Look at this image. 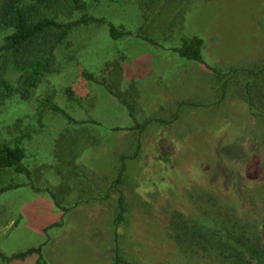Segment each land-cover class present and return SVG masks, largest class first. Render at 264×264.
I'll use <instances>...</instances> for the list:
<instances>
[{
    "label": "rangeland",
    "instance_id": "obj_1",
    "mask_svg": "<svg viewBox=\"0 0 264 264\" xmlns=\"http://www.w3.org/2000/svg\"><path fill=\"white\" fill-rule=\"evenodd\" d=\"M85 2V11L73 19L86 15L99 24L89 22L70 31L56 50L59 70L42 79L30 100L14 96L0 107V144L24 146L32 185L51 189L67 212L57 214L49 194L34 193L28 185L0 194V252L10 256L38 247L50 237L53 240L42 251L46 264H114L116 246L122 264H221L218 253L184 249L187 243L180 246L172 239L169 216L173 211L189 215L191 206L208 197L235 207L242 219L260 216L264 210V117L255 115L264 116V74L251 82L255 106L250 108L242 72L223 78L229 79V84L222 93L223 80L197 62L167 56L171 52L166 48L179 45L180 37L197 36L205 42L202 55L211 66L225 74L230 67L253 69L264 61V0ZM110 26L132 35L113 39ZM138 34L158 45L137 38ZM2 37L0 34V45ZM114 61L121 65L124 87L131 78L146 74L142 71L158 73L143 81L147 92L140 106L151 117L169 121L168 115L155 108L164 97V104L179 107V120L166 129L156 123L149 125L140 138V156L126 161L120 188L128 211L117 245L113 227L117 194L111 191L101 204L92 200L102 196L115 178V157L134 150L132 132L110 129L128 128L132 121L103 86L81 76L85 70L112 81L115 70L110 74V68L104 69L106 62ZM17 76L12 73L9 78ZM66 90L73 92L80 104L69 100ZM44 97H51L73 119L84 123L70 124L39 108L37 99ZM88 118L96 123H89ZM55 133L61 136H53ZM159 137L173 144L172 159L180 164L183 174L171 178L173 187L167 186L164 194L151 195L154 205L150 206L140 200L135 188L147 174L144 147L155 145ZM20 182L27 184L28 180L0 169V187ZM10 221L16 225L7 228ZM58 222L63 225L50 227ZM36 259L37 255L31 254L9 263L0 259V264H35Z\"/></svg>",
    "mask_w": 264,
    "mask_h": 264
},
{
    "label": "trees",
    "instance_id": "obj_2",
    "mask_svg": "<svg viewBox=\"0 0 264 264\" xmlns=\"http://www.w3.org/2000/svg\"><path fill=\"white\" fill-rule=\"evenodd\" d=\"M145 3L142 2L143 5ZM85 9V0H0V34L3 35V42L0 45V107L14 96L18 97L20 101L30 100L42 79L59 70L56 50L64 44L70 31L89 22L99 24V20L86 15L73 19L76 13L84 12ZM109 32L113 39L132 35L124 28L117 29L113 26L109 27ZM136 37L158 45L154 39L145 35L138 34ZM204 45L205 42L200 37H180L179 45H171L166 50L177 54L186 61L197 62L205 66L217 80H223L228 74L234 78L242 72L247 79L245 83L246 102L250 108H253L255 103L251 82L257 79L259 75L264 74V61L258 66L255 65L253 69L230 67L229 72L225 74L205 60L204 55H202ZM107 68H110V74L113 72L111 75L115 76L112 81L108 77H99L85 70L81 71V76L88 82L103 86L106 92L126 109L133 123L128 128L114 127L110 129L111 131L126 130L132 132L135 140L134 147L132 139L130 141L134 149L131 153L114 155L118 164L115 167L116 176L103 194L105 199H108L111 191L117 194L116 213L113 218L114 239L117 245L118 234L128 211L124 193L120 188L125 178L126 161L136 160L140 156L142 150L140 138L149 125L156 123L161 128L166 129L174 121L154 119H145L141 123L137 121L135 110L137 109L139 94L134 81L129 82L127 87L122 86V76L120 75L122 68L117 62H106L104 70ZM12 73L18 74L15 80L9 78ZM228 84L229 79L222 81L220 87L222 93L225 92ZM65 95L72 102L80 104L73 92L66 90ZM261 99L263 100H261L262 104H264V93H262ZM37 103L39 108L61 116L70 124L82 123L73 119L65 109L54 103L51 97L39 98ZM182 104L183 102L180 103V106ZM255 116L260 119L264 117L262 114ZM87 121L96 123L93 119ZM261 122L264 123V121ZM252 142L254 143V141ZM150 146L144 147L147 174L138 181L135 192L143 203L153 206L154 203L150 196L164 194L167 186L173 187L170 182L171 178H179L183 173L180 164L172 159L174 148L172 143L167 142L163 137H159L157 143ZM261 156L264 160V153H261ZM24 159L25 151L19 144L16 143L13 146L6 143L0 144V169H10L15 173L24 175L28 180L27 184H9L0 187V194L28 185L35 193L46 192L53 199L58 209L67 211V208L62 206L51 189L47 187L38 188L32 185L31 174L24 163ZM69 164L68 166H70ZM262 185L264 188V183ZM68 192L65 191L64 193ZM169 226L174 231L171 235L172 239L174 238L180 246L187 243L184 249L214 251L220 255L221 264H264V210L257 218L252 216L250 219H242L235 207L230 208L229 204L218 203L216 199L208 197L206 200L203 199L200 204L191 206L189 215L180 211H173L169 216ZM42 247L43 244L10 256H5L0 252V259L9 263L35 254L37 255L35 264H46L42 255ZM115 250L113 263L122 264L124 261L117 254L118 246Z\"/></svg>",
    "mask_w": 264,
    "mask_h": 264
},
{
    "label": "crops",
    "instance_id": "obj_3",
    "mask_svg": "<svg viewBox=\"0 0 264 264\" xmlns=\"http://www.w3.org/2000/svg\"><path fill=\"white\" fill-rule=\"evenodd\" d=\"M146 53H148V54H151L150 52H148V51H146ZM166 55L167 56H170V57H172V58H175V59H177L176 58V56L175 55H177V54H175V53H173V52H171V53H166ZM146 57H147V60H149L150 61V59H151V57L149 56V55H146ZM143 58V57H142ZM127 58H125V60H126ZM135 59L136 60H138L139 58H137V57H135ZM128 60V59H127ZM135 60V61H136ZM134 62V61H133ZM132 62V63H133ZM148 62V61H147ZM125 71V70H124ZM143 72H146V74H140V75H138V76H136L135 78H131L130 80H128V82H132V81H134V83H135V85H136V87H137V89H138V94H139V98H138V100H137V109L135 110V118H136V120H138V119H140V120H142V121H144L145 119H154V120H157L158 118H153V117H151L150 116V114H149V112L146 110V108H142L141 106H140V103H141V101L144 99V93L145 92H147V90H146V84H144V82L143 81H145V80H147L149 77H151L152 75H157L158 73L157 72H155L154 71V73H153V69L152 70H150V71H142L141 73H143ZM151 75V76H150ZM139 77V78H138ZM141 78H143L144 80H140ZM155 78V80H156V77H154ZM143 82V84H141ZM128 85H126L125 87H127ZM110 96V95H109ZM110 97H112V96H110ZM113 99H115L114 97H112ZM164 99H165V101H163V103H159L155 108H156V111H159V112H161V113H163V115H168L169 116V121H178L177 120V114H178V111H179V107H175V106H172V107H169L167 104H164L165 102H166V97H164ZM116 100V99H115ZM163 100V99H162ZM117 101V100H116ZM117 103L120 105V103L117 101ZM154 103H156V102H154ZM121 106V105H120ZM155 108H153V110L152 111H154L155 110ZM195 114V113H194ZM89 119V118H88ZM131 120V119H130ZM132 121V120H131ZM82 123H84V120H82L81 121ZM67 124H69V123H67ZM131 125H132V123H131ZM130 125V126H131ZM53 136H55V137H57V136H61L60 134L58 135V134H56L55 133V135H53ZM20 145V144H19ZM23 149H24V151H25V159H24V162H25V160H26V158H27V151H26V149L24 148V146H22V145H20ZM25 165H27L26 163H25ZM10 170V169H9ZM23 183H25V182H20L19 184H23ZM99 184H94L93 186H95V188H98L99 186H98ZM46 186H47V184H46ZM23 188H25V186L23 187ZM43 188V187H42ZM106 188H107V186L104 188V192H103V194L105 193V191H106ZM9 191V190H8ZM8 191H6V192H8ZM6 192H4V193H6ZM35 193V192H34ZM43 193H45V192H43ZM70 193V192H69ZM65 194V193H64ZM67 194V193H66ZM67 196L68 197H70V195L69 194H67ZM53 200V199H52ZM86 200V199H85ZM85 200H83V201H81V203L82 202H85ZM92 201H94V202H99V201H101V202H103V201H106V199L104 198V195H102V196H97V197H95V200H92ZM53 203H54V201H53ZM100 203V202H99ZM61 204H62V206H64V203H62L61 202ZM101 204V203H100ZM54 207H55V209H56V212H57V214H59L60 216H62V214L64 215L67 211H61L60 209H58L57 207H56V205L54 204ZM94 207V209H96V207L95 206H93ZM95 212V211H94ZM99 212V211H98ZM55 224H58L59 226H50V227H61V225H63V222H62V224L60 223V222H58V223H55ZM55 224H53V225H55ZM16 225V221H10L9 222V224L6 226L7 228H12V227H14ZM49 228H47V229H43V232H46L47 230H48ZM49 240H53V239H51L50 237H48L47 238V240L44 238V242H42V244H43V247H42V251H43V248H44V246L47 244V242H49Z\"/></svg>",
    "mask_w": 264,
    "mask_h": 264
}]
</instances>
